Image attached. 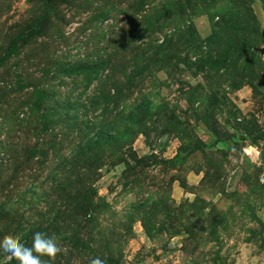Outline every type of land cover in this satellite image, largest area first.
I'll list each match as a JSON object with an SVG mask.
<instances>
[{
	"label": "rangeland",
	"instance_id": "obj_1",
	"mask_svg": "<svg viewBox=\"0 0 264 264\" xmlns=\"http://www.w3.org/2000/svg\"><path fill=\"white\" fill-rule=\"evenodd\" d=\"M257 48L264 0H0V237L264 264Z\"/></svg>",
	"mask_w": 264,
	"mask_h": 264
},
{
	"label": "clouds",
	"instance_id": "obj_2",
	"mask_svg": "<svg viewBox=\"0 0 264 264\" xmlns=\"http://www.w3.org/2000/svg\"><path fill=\"white\" fill-rule=\"evenodd\" d=\"M61 248L57 239L44 232H34L31 244L26 245L12 235L0 237V264H46L43 258L53 260ZM91 264H104L99 257L92 259Z\"/></svg>",
	"mask_w": 264,
	"mask_h": 264
},
{
	"label": "water",
	"instance_id": "obj_3",
	"mask_svg": "<svg viewBox=\"0 0 264 264\" xmlns=\"http://www.w3.org/2000/svg\"><path fill=\"white\" fill-rule=\"evenodd\" d=\"M256 51H260L262 54H264V49H256Z\"/></svg>",
	"mask_w": 264,
	"mask_h": 264
}]
</instances>
